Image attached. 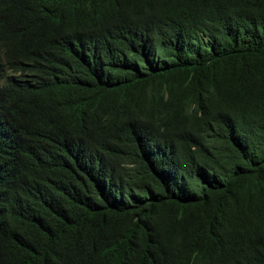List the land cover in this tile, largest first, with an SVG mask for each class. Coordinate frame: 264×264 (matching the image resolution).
Masks as SVG:
<instances>
[{
	"label": "trees",
	"instance_id": "1",
	"mask_svg": "<svg viewBox=\"0 0 264 264\" xmlns=\"http://www.w3.org/2000/svg\"><path fill=\"white\" fill-rule=\"evenodd\" d=\"M0 264H264V0H0Z\"/></svg>",
	"mask_w": 264,
	"mask_h": 264
}]
</instances>
